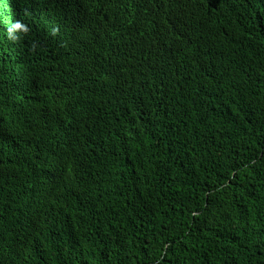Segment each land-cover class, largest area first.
I'll return each mask as SVG.
<instances>
[{"label":"trees","instance_id":"trees-1","mask_svg":"<svg viewBox=\"0 0 264 264\" xmlns=\"http://www.w3.org/2000/svg\"><path fill=\"white\" fill-rule=\"evenodd\" d=\"M163 1L0 0V264H264V0H222L186 41L166 14L130 113L112 91L74 129L58 88L113 82Z\"/></svg>","mask_w":264,"mask_h":264},{"label":"clouds","instance_id":"clouds-1","mask_svg":"<svg viewBox=\"0 0 264 264\" xmlns=\"http://www.w3.org/2000/svg\"><path fill=\"white\" fill-rule=\"evenodd\" d=\"M224 3L222 0H166L163 2L148 5L141 11V16L137 20H133L130 26V35L132 42L138 50L137 55L123 54L121 55L120 69L116 70L118 77L112 82L106 80V73L97 71L92 68L96 75L95 79H82L80 76H73L72 78L60 82L59 90L66 93L71 100V107L68 113H73L72 121L74 122V129L81 124L82 127L86 125L87 121L97 120L94 113L99 118L105 117L110 113L111 107H107L104 101L105 96H109V92L116 93L112 96L116 99L121 95L124 101L125 112L130 113L133 108L138 106L139 100L135 103H130L135 97L140 83V70L144 64L150 62L156 57L157 38L155 37L156 30L162 24L166 14H170V26L168 33L170 38L178 41L189 40L190 37L198 30L199 27L205 26L215 19V17L222 12ZM23 28L27 29L19 21L13 22L9 29V36H12V29ZM136 74H131L132 71L137 70ZM130 67L131 69H127ZM180 69L178 70V73ZM177 73V74H178ZM205 84L201 87V90ZM162 89L157 88L151 97L158 101L159 93ZM200 90V91H201ZM120 91V92H119ZM208 91V90H206ZM127 92V94H124ZM205 92V91H202ZM169 103L165 104L168 105ZM106 126V122L102 121ZM143 126L149 124L146 119L139 121ZM80 133L70 131L66 137L65 143L70 145H79ZM113 166V165H112Z\"/></svg>","mask_w":264,"mask_h":264}]
</instances>
